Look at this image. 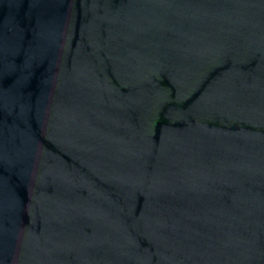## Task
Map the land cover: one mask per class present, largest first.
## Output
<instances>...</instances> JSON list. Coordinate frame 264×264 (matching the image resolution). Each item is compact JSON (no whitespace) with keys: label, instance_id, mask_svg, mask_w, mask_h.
Listing matches in <instances>:
<instances>
[{"label":"water","instance_id":"95a60500","mask_svg":"<svg viewBox=\"0 0 264 264\" xmlns=\"http://www.w3.org/2000/svg\"><path fill=\"white\" fill-rule=\"evenodd\" d=\"M0 264H264V0H0Z\"/></svg>","mask_w":264,"mask_h":264}]
</instances>
